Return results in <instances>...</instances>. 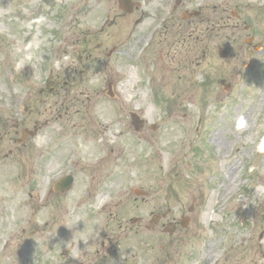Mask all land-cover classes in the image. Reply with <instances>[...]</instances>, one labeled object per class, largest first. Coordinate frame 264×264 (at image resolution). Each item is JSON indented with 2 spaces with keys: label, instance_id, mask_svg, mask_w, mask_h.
<instances>
[{
  "label": "rangeland",
  "instance_id": "374dc122",
  "mask_svg": "<svg viewBox=\"0 0 264 264\" xmlns=\"http://www.w3.org/2000/svg\"><path fill=\"white\" fill-rule=\"evenodd\" d=\"M37 1L0 0V56L4 59L3 52H9L12 72L23 81L22 87H33L32 81L44 77V70L36 68L35 74L30 73L26 61L32 48L44 41L47 31L58 38V44L64 38L71 40L54 68L60 72L58 82L68 80L74 88L65 85L61 89L57 83L55 96L41 95L40 105L49 108L41 117L49 125L46 134L49 130L53 134L56 123L68 128L84 121L88 114L83 106L88 103L96 105L94 111L90 109V116L107 125L104 129L99 124L102 127L97 129L106 139L116 131L123 132L112 142L108 139L107 145L121 153L119 166L113 169L120 177L116 183L124 180L126 191L111 199L104 216L110 211L120 213L126 224L121 232L128 235L119 237L117 260L91 257L92 264H124L132 246L130 225L147 240L142 230L144 221L131 223L130 217L144 215L148 222L150 211L162 214L170 210L173 215L169 219L181 220L193 201L198 202L199 209L193 214L192 228L180 235H168L166 250L157 246L154 253L181 252L177 264H211L213 254L222 257L220 264H264V0H182L167 25L164 20L170 10L166 4L175 0H139L143 6L136 17H118L107 28L101 26L103 14L107 8L121 12L117 10L119 0H88L82 9L69 10L66 18L55 10L61 7L65 11L71 0H61L62 5L40 0L46 3L42 13L35 12ZM157 3L161 5L155 8ZM33 12L37 16H32ZM190 12L201 14L189 16ZM158 13L163 15L160 20L154 18ZM24 17L31 18V27L37 31L33 37L21 27L19 21ZM153 29L148 35L153 44L147 52L154 71L151 76L146 78L140 66L133 67L128 54H108L119 42L132 47L136 35L142 38ZM132 31L137 34L131 35ZM92 38L98 43L83 51ZM142 40H136L135 46ZM138 46L131 49L133 53ZM79 56L84 63L76 61ZM81 71L84 74L80 75ZM1 72L0 68V88ZM11 80L9 75L8 82ZM74 98L77 101L70 105ZM62 104L83 109V114L65 115L57 109ZM139 107L144 110L139 114L145 126L135 132L130 111ZM3 111L0 107V113ZM116 120H121L120 126ZM127 125L131 128H125ZM38 146L43 149L44 172L48 173L50 159L56 156L54 143L44 141ZM27 152L30 150L19 149L0 160V264H70L67 248L71 240L77 245L84 235L94 239V233L100 232L80 216L78 208L74 211L78 185L54 203L41 201L39 223L33 225L37 228L29 236L15 239L21 229V224L16 226L21 220L20 208L32 210L34 201L22 172L32 161ZM109 163L102 169L105 173ZM77 183H82L80 174ZM135 187L146 190V198L136 195ZM68 197L73 200L71 206ZM117 226L111 225V241ZM154 231L149 232L148 239L161 242L160 233ZM183 233L182 247L178 240ZM172 239L174 246L169 247ZM142 251L146 253L145 247Z\"/></svg>",
  "mask_w": 264,
  "mask_h": 264
},
{
  "label": "flooded vegetation",
  "instance_id": "af4514ba",
  "mask_svg": "<svg viewBox=\"0 0 264 264\" xmlns=\"http://www.w3.org/2000/svg\"><path fill=\"white\" fill-rule=\"evenodd\" d=\"M87 1L88 0H81V4L77 8L82 9V7L87 4ZM181 1L182 0L167 2L166 8H169L170 12L169 17L165 18L164 20L165 25H167V23L170 21L172 17L171 15H174L178 11ZM93 5L97 4L94 3ZM159 5H161V3H157L155 8L159 7ZM99 6L100 5H98V7ZM117 6L119 7L117 10L121 11L119 13H115L112 8L106 9L107 13L105 22H103V20L101 19L102 27L107 28L110 25H113L114 22H117V18L121 16H131V18L136 17L137 12L143 6V3L139 0H119V5ZM83 12L87 13L85 11ZM200 14L201 13L198 12V16ZM31 15L37 16L34 12ZM162 16L163 15L159 13L154 14V18L157 20H160ZM185 16L186 14L183 15V18L187 17ZM24 18L25 19H21L20 21L26 22L27 28L25 29V31L28 29L27 34L29 38L33 37L35 34H37V31L35 27H31V18ZM21 27L22 29H24V26ZM183 30L184 29H181L180 31ZM132 32L133 33H131V35L137 34L134 31ZM45 33H47L45 34L46 38L44 39V41L38 43L35 47L32 48L31 56L27 58L26 63L30 65L29 70L32 74H35L36 68H41V70L44 68H49V80L47 82L44 83V77H41V79L37 78L39 81H37L36 79L35 83L31 80L33 83V87H30L29 84L26 88L22 87L23 81L17 79L14 74L15 72H12V67L10 65V63H12V60H9L12 59L10 53L4 51L3 53H5L6 57L4 59L0 56L1 70L4 66V69L6 68L10 71V73L3 71L1 72L3 78V87L0 88V107L1 109H4V111L0 113L2 115V118H0V160H2L3 158L7 159L13 156L14 153L19 149L30 150V152H27V154L29 156H32V161L30 165L25 169V171H22L23 176L26 178L25 184L29 188H31V191L28 193V195L32 197V199H34L32 203V223L28 224L26 228L23 229V233L26 237L27 235L29 236L30 233L37 228V226L33 227V225H38L39 223L38 215L40 202L44 201L54 203L58 197L66 195L72 190L74 186L78 185V188H80V194L75 201L74 211L78 208L80 216L84 217L87 223H91L90 225L96 227L95 230H100V232L94 233L96 237L94 239H89L86 235H84L81 242L77 245L71 240L69 244L71 245L73 255L71 258L70 254V264H92L93 262L90 260L91 257H95L96 259L98 257L99 259L103 260L110 257L114 258L113 261H115L117 260V258H119V250L118 248H116L119 244V237L128 235V233L121 232L126 228V224H123L124 217L121 216L118 212L115 215L110 211L109 215L107 213V217L104 216V214L105 211L109 209L110 202L113 197H120L124 195L126 191L124 187H126V185L123 184L124 180L122 181V183L117 184L116 182L117 180L120 181V177L117 178V176L114 175L115 173L113 168L115 166H119L117 160L120 159L121 153H116V150L119 149H115V146L104 144H107L108 139H118V135H121L123 132L116 131L114 134H112V136H109L106 139L101 134V132L97 131V129H101L102 126L105 129L107 125L104 126L101 121L97 120L93 116H90V113L94 111L92 108H95L96 105H90L88 103L83 106L85 112L88 114L86 115L87 117L84 121L74 122V127L70 126L68 128H66L65 126H60L56 123L53 125V134L50 132V130L49 134H46L47 129H49V125L48 123L46 124V121L42 120L41 117L43 116L42 113L46 112V109L49 110V108L40 105V103L43 101L41 95L47 94V97H49L50 95L55 96V94L58 93V91L54 89V86L57 83L58 87L60 86L61 89L63 88V86L65 87V85L66 87L72 85V90L74 88V84L69 83L68 80H66L64 84L58 82V76L60 75V72L59 70L54 71L52 65L55 66L61 59V57L60 54L57 56L56 52L54 56H51V53L48 52L50 51V49H52L49 48L50 46L44 48L45 46L50 45L54 39L51 31H47ZM70 42L71 40H69L68 43L70 44ZM97 43L98 42H94L92 38V40L88 41V44L85 43V49L83 51H87L89 45H95ZM116 53L119 55V57L120 55H130V46L127 43L119 42L118 44L113 45L108 51L109 55H116ZM131 55H134V53L132 52ZM76 61L84 63V60L81 56H79ZM130 63L133 67L136 66L135 63L132 64L131 61ZM142 71L143 73H152L147 64L143 66ZM79 74L82 75L84 73L83 71H81L79 72ZM9 75L12 78L11 84L8 82ZM73 75L74 74L72 72V76ZM42 80L43 86H40V81ZM18 85L19 89H17ZM36 91L38 92L37 96L36 94H34ZM34 97H36V101L34 100ZM74 101H77V99L74 98L69 100V104L72 105ZM57 109L60 110L59 112H64L65 115L71 114L72 112L83 114V112H81L83 111V109H73L71 108V106L68 107L63 104L60 105V107ZM57 109L55 108L56 111ZM133 111L134 113L139 114L144 110L140 107L137 109L135 108V110L130 111V114ZM55 117L60 118L61 116L57 115ZM68 119V123L70 124L72 116L70 115V118ZM115 123L117 126H120L121 120H116ZM99 124H101L102 126L99 127ZM131 126L135 132L142 130L145 126V120L144 122L139 123V126H141L139 128L132 124V122ZM131 126L127 125L125 128H131ZM90 140V144H92L91 151L87 149V144L90 142ZM44 141L52 142L55 146L54 149L56 156L54 159H50L48 173L44 172L45 163L44 153L42 151L43 149L38 146L39 143H44ZM10 145H14V147H9ZM7 147H9V151L8 149H6ZM60 161L63 162L59 165ZM108 161H111V163H109V166L107 167L105 173L104 170L102 171V169L104 168L105 163ZM80 165L81 168L78 169ZM77 172L82 177V183H77ZM23 176L20 175V177ZM64 176H70L72 178L70 187L63 181L60 182L61 178H63ZM111 186H114L113 189H110ZM145 191L146 190H142L141 188L138 189L136 187L133 189V192L136 193V195L141 194L140 196L142 197L147 196V193H145ZM137 199L138 198L136 197L135 200ZM72 202V198L68 197V205L71 206ZM198 205L199 204L197 201H193L189 203L186 208L194 210ZM137 207L143 209V207ZM150 214L151 218L148 222L145 221L144 215L129 218L128 222L131 223L144 221L142 230H144V234L147 240H144L140 237V235L142 234L141 232H139L140 230L135 225H130L129 231H132L130 242L132 246L127 249L128 254L125 255V258L123 260L124 264L178 263L180 261L181 254L175 255L170 253L169 251H166V254L163 255L160 252L165 251L167 248V242L169 238L167 236L177 234L180 235L181 232L190 227L191 218H186L185 215H183L181 220H178L177 217L169 219V217L173 215L170 210L162 214L152 213V211H150ZM185 222L187 223V226H184ZM114 223L118 224L117 228L119 230H114L115 239L111 241V225H114ZM169 229H172L173 233H169ZM153 230H155L154 232L160 233L161 242L156 241L158 239H148L150 236L149 232ZM18 239L19 238L17 237L16 240ZM162 240H164V242H162ZM172 241L173 243L169 247L174 246V240L172 239ZM178 242L180 244L181 239H179ZM157 246L161 248V251H156L154 253V248L156 249ZM142 247H145L146 253H143ZM174 259L176 261H174ZM73 260H75L74 263Z\"/></svg>",
  "mask_w": 264,
  "mask_h": 264
}]
</instances>
